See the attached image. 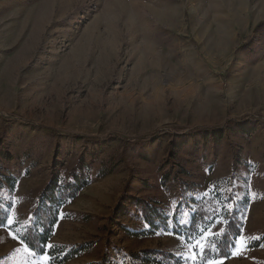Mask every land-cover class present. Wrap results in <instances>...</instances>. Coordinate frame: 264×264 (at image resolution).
<instances>
[{
  "label": "rangeland",
  "instance_id": "obj_1",
  "mask_svg": "<svg viewBox=\"0 0 264 264\" xmlns=\"http://www.w3.org/2000/svg\"><path fill=\"white\" fill-rule=\"evenodd\" d=\"M71 174L47 248L86 249L65 264L200 246L195 264H264V0H0V264L51 261L20 238ZM202 198L211 227L179 234L210 219ZM243 204L236 246L204 262Z\"/></svg>",
  "mask_w": 264,
  "mask_h": 264
},
{
  "label": "trees",
  "instance_id": "obj_2",
  "mask_svg": "<svg viewBox=\"0 0 264 264\" xmlns=\"http://www.w3.org/2000/svg\"><path fill=\"white\" fill-rule=\"evenodd\" d=\"M214 133L216 137L215 139H221L222 133ZM6 158L8 160L9 157L7 156ZM75 171L76 169L73 172ZM108 174L109 173H102L101 177ZM69 177L73 182V186H65L61 189L57 185V182L54 181L53 183L45 187L44 192L46 194L49 193V195L47 197L43 196L42 201H44L45 199H49L47 204L48 206L45 207L42 203L38 205V207L35 209V212L32 214L30 225L25 230L26 234L20 238L21 241L26 245V247L35 255L41 256L43 254H48V256L51 258V261L48 264H65L68 260L85 251L86 249L85 245H79V247H77L75 250H71L69 253L63 254V247L52 246L51 248H47V244L53 234V227L58 220L59 210L62 207L66 206L71 200H73L74 197H76V194L78 193L77 188H80L83 185L82 182H79L78 176H74L73 174H71ZM2 182L10 183L9 180L5 178L2 179ZM191 201L195 205L200 206L198 208L199 210L207 208L208 212L212 205L207 204L206 198H202L199 201ZM1 205L2 204H0V208H2ZM244 205L245 204H243L242 206L234 207L231 212L226 213L227 221L224 224L221 233L213 238V256L209 257L210 252L207 249L203 259L204 262H206V260H214L229 255L232 246L241 234L242 223L239 219L240 210L238 209H242V207L244 208ZM141 209L143 211V214L145 215L146 222L151 228H153L154 222L160 221V216L154 211V208H150L148 204H141ZM3 213L4 209L3 212L0 209V224L2 225L5 223L6 219L5 213ZM205 215V212L199 214L198 210L195 211L190 217L189 225L187 227L182 226L178 228L179 234H190L195 235V237H198L202 233L207 231L211 227L215 218L212 217V214L209 212L208 217H210V219L206 220L204 218ZM164 220H166V218H164ZM147 234L152 235L154 234V232L151 229L150 233ZM129 257L132 260L139 261L143 264H163V261L164 263L168 264L172 260H176L174 256L170 254H164L160 251L153 250H145L139 253H132ZM160 259H162L163 261Z\"/></svg>",
  "mask_w": 264,
  "mask_h": 264
},
{
  "label": "snow or ice",
  "instance_id": "obj_3",
  "mask_svg": "<svg viewBox=\"0 0 264 264\" xmlns=\"http://www.w3.org/2000/svg\"><path fill=\"white\" fill-rule=\"evenodd\" d=\"M8 223V226L11 227V225L13 224V221L11 219H9L7 221ZM3 225L0 224V227H2ZM185 243H186V246L188 245H191V237H188V236H183L181 237ZM239 243V241H237V244ZM236 245H234L235 247ZM49 247H52V245H49ZM205 247L206 246H200L199 249H198V252L197 250H195L194 248L192 247H189V251L192 252V255L191 256H188V255H183L182 258L183 259H186V260H189L190 262H192V264H195V262L197 261L198 258L202 259L203 258V253L205 251ZM246 247V245H245ZM241 251H243V249H241ZM198 253H199V256H198ZM233 254H236V253H233ZM209 264H213V262H209Z\"/></svg>",
  "mask_w": 264,
  "mask_h": 264
}]
</instances>
